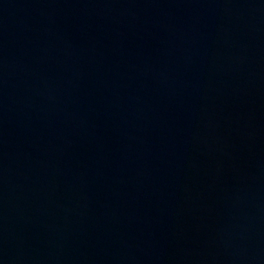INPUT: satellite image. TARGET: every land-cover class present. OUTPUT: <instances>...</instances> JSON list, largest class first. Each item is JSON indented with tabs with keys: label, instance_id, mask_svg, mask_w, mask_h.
I'll return each instance as SVG.
<instances>
[{
	"label": "water",
	"instance_id": "1",
	"mask_svg": "<svg viewBox=\"0 0 264 264\" xmlns=\"http://www.w3.org/2000/svg\"><path fill=\"white\" fill-rule=\"evenodd\" d=\"M0 264H264V0H0Z\"/></svg>",
	"mask_w": 264,
	"mask_h": 264
}]
</instances>
